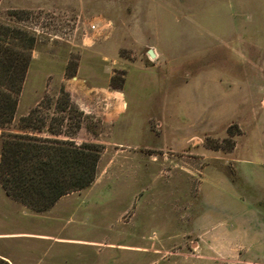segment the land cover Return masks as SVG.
Wrapping results in <instances>:
<instances>
[{"label":"rangeland","instance_id":"obj_1","mask_svg":"<svg viewBox=\"0 0 264 264\" xmlns=\"http://www.w3.org/2000/svg\"><path fill=\"white\" fill-rule=\"evenodd\" d=\"M135 2L0 0V29L9 25L33 37L13 119L0 126V150L1 133L28 131L19 119L36 106L37 115L45 119L39 134L65 138L72 134L77 144L101 146L93 181L57 207L52 208L54 203L45 211H34L6 195L0 185V256L16 264H264L263 103L256 101L251 110L240 112L239 117L244 115L240 122L198 128L201 140L179 145L168 142L172 131L166 128L159 137L143 134L134 146L119 124L111 130L98 117L59 109L60 89L69 95L63 82L79 65L81 73L102 84L107 67L112 68L110 84L118 86L124 70L116 68L117 61L133 62L144 53L145 48L119 46L125 36L120 37L121 27L131 18ZM253 4L264 13V0ZM180 9L182 5L172 11L169 22L179 41L185 39L186 22ZM252 35L253 46L248 45L247 33L235 44L237 54L228 48L225 53L215 50L224 69L264 72V32ZM190 51L173 50L169 63L181 65L175 70L176 83L206 59L189 55ZM228 53L237 58L229 59ZM136 65L129 68L126 89L144 87ZM160 88L161 108L168 102L160 114H174L185 125L184 114L171 111L172 89L163 79ZM79 119L81 125L74 130ZM49 124L60 134H50ZM219 217L224 221L218 231L248 236L240 239L248 247L241 256L217 254L215 241L202 238L205 230L213 231L217 225L212 223Z\"/></svg>","mask_w":264,"mask_h":264},{"label":"crops","instance_id":"obj_2","mask_svg":"<svg viewBox=\"0 0 264 264\" xmlns=\"http://www.w3.org/2000/svg\"><path fill=\"white\" fill-rule=\"evenodd\" d=\"M135 1L133 11L128 14L131 18L121 27L120 37L125 36L120 39L119 46L145 48V51L133 62L123 59L117 61L116 68L124 70L120 85L110 84L112 68L107 67V77L102 80V84L90 75L81 73L80 65L75 73L63 82L72 102L83 114L100 118L110 125L111 130L119 124L121 132L131 138L130 143H135L134 146L137 145L135 141L143 134L159 137L166 128L172 131V138L168 142L179 145L194 139L201 140L198 128L223 122L227 125L238 123L244 118V115L238 116L240 112L246 108L251 110L256 101L264 104V72L237 73L231 69L226 70L218 61L221 55L215 54V50L221 48L224 49L222 53L228 48L229 52L237 54L239 52L235 44H240L246 33L250 42L248 45L253 46L251 33L264 32V13L256 11L253 4L255 0ZM181 5L183 9H180V12L186 22L185 39L179 41L174 39L169 22L172 11L178 10ZM148 48L153 49V58L147 54ZM180 48L190 49L189 55L200 54V59H206L199 68L189 70L182 80L176 83L175 70L181 68V65L169 62L173 50ZM228 55H231L229 59L237 58L231 53ZM247 60L249 64L256 65L251 58ZM229 62L234 63L232 59ZM134 63H137L136 66L140 70L138 82L144 87L130 90L126 89V80L129 68ZM161 79L172 89L171 104L175 107L171 111L182 112L186 119L185 125L179 121L180 117L174 118V114L172 117L160 114L168 105L166 99L164 107L161 108L158 99ZM166 93L164 95H167ZM151 145L153 144H149ZM74 192L59 197L52 208L57 207ZM223 221V218H216L212 224L217 226L211 227L213 231L209 234L204 233L207 230L202 232V238L215 241L217 254L232 252L241 256V251L248 247L240 239L248 236L243 233L232 237L224 230L218 231ZM243 221L244 219L239 222ZM243 230H246L245 227ZM199 245L197 240L196 247ZM7 259L11 264H16L12 258Z\"/></svg>","mask_w":264,"mask_h":264},{"label":"trees","instance_id":"obj_3","mask_svg":"<svg viewBox=\"0 0 264 264\" xmlns=\"http://www.w3.org/2000/svg\"><path fill=\"white\" fill-rule=\"evenodd\" d=\"M32 43L33 37L23 29L9 25L0 29L1 127L13 119ZM60 92L59 109H70L83 116L68 93L63 89ZM37 112L39 107H33L19 119L21 127L28 131L1 133L0 185L12 199L42 212L59 197L93 181L101 146L93 142L77 144L72 134L66 138L39 134L45 119ZM80 125L79 119L74 123V130ZM47 128L50 134H60V130H52L50 124ZM0 264L11 263L0 256Z\"/></svg>","mask_w":264,"mask_h":264},{"label":"water","instance_id":"obj_4","mask_svg":"<svg viewBox=\"0 0 264 264\" xmlns=\"http://www.w3.org/2000/svg\"><path fill=\"white\" fill-rule=\"evenodd\" d=\"M147 54H148L151 58H153V57L155 56V53H154V51H153L152 48H148V49H147Z\"/></svg>","mask_w":264,"mask_h":264},{"label":"built area","instance_id":"obj_5","mask_svg":"<svg viewBox=\"0 0 264 264\" xmlns=\"http://www.w3.org/2000/svg\"><path fill=\"white\" fill-rule=\"evenodd\" d=\"M94 26L93 25H91V28H93Z\"/></svg>","mask_w":264,"mask_h":264}]
</instances>
